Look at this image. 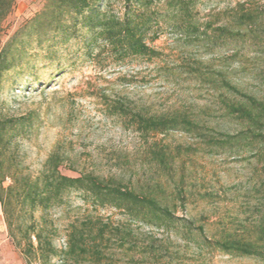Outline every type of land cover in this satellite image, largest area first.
<instances>
[{
  "label": "rangeland",
  "instance_id": "obj_1",
  "mask_svg": "<svg viewBox=\"0 0 264 264\" xmlns=\"http://www.w3.org/2000/svg\"><path fill=\"white\" fill-rule=\"evenodd\" d=\"M239 1L245 0H197L195 9L201 21L232 25L229 13ZM246 1L252 9L264 7V0ZM44 2L0 0V48ZM112 4L122 10L120 2ZM172 24V19L161 18L158 36L149 39L158 57L117 61L103 55L73 61L63 70L37 61L30 74L8 75L0 98L6 114H33L31 124L18 130L1 155L7 175L37 177L55 150L64 159V174L115 177L159 198L175 221L166 227L136 220L123 210L95 205L85 192L71 189L60 204L34 213V220L17 213L11 230L0 205V264H264L256 257L224 253L207 241L227 231L250 234L264 215V149L210 150L182 130L143 135L129 115L113 108L123 102L146 114L184 110L211 127L238 131L239 124L224 117L219 90L211 87L207 76H199V68L204 73L223 71L234 83L263 94L264 53L252 40L205 46ZM74 51L60 63L79 56ZM155 142L174 154L168 170L153 158ZM10 177L5 185L12 182ZM104 224L108 227L98 244L95 238ZM30 225L36 227L30 228L35 246V235L41 233L43 241L52 243L56 254L49 260L28 252L23 229ZM79 233L84 235L85 251L67 253Z\"/></svg>",
  "mask_w": 264,
  "mask_h": 264
},
{
  "label": "trees",
  "instance_id": "obj_2",
  "mask_svg": "<svg viewBox=\"0 0 264 264\" xmlns=\"http://www.w3.org/2000/svg\"><path fill=\"white\" fill-rule=\"evenodd\" d=\"M114 1L122 4L120 12L115 10L113 0H45L41 10L0 48V93L8 75L30 74L37 61L58 65L59 70H63L73 61L99 59L103 55L117 61H124L128 57H158L160 52L150 45L149 39L154 40L158 36L156 28L164 17L173 20L174 29L205 46L218 41L252 40L258 52L264 53V7L252 9L246 0L239 1L229 13L232 25L201 21L195 9L197 0ZM162 1L166 8H162ZM72 49L79 56L61 64L62 58H67ZM64 52H68L67 55H63ZM189 66L192 68V65ZM193 72H198V68H194ZM260 73L264 85V69ZM199 76H207L211 87L219 90L217 98L224 117L236 121L240 126L236 133L211 127L184 110L146 114L127 107L123 102L114 104L113 108L117 113L129 115L136 130L143 135L182 130L200 138L205 148L210 150L241 152L254 147L264 149V93H256L234 83L223 71L204 73L199 68ZM15 86L16 83H12L10 90ZM2 105L0 98V205L9 229L12 230L17 213L34 220V213L38 210L44 213L60 204L66 191L71 189L85 192L87 199L95 205L123 210L136 220L166 227L175 221L171 209L159 198L139 192L115 177H103L92 172L77 176L64 174L61 170L64 159L55 150L48 156L37 177L7 175L1 155L11 145L18 130H25L31 124L33 114L9 115L4 113ZM154 144L153 158L163 170H168L174 154L168 151L166 145ZM8 177L12 182L5 185ZM107 227L104 224L99 229L95 238L98 244L103 242ZM30 228L36 230L33 225L23 229L28 252L33 251L42 260H49L56 254L52 243L48 239L43 241L41 233L35 235V246ZM201 230L204 233L202 227ZM83 241V233L77 234L66 252H84ZM207 241L224 253L264 261V215L250 234L245 230L227 231L220 237L207 238Z\"/></svg>",
  "mask_w": 264,
  "mask_h": 264
}]
</instances>
